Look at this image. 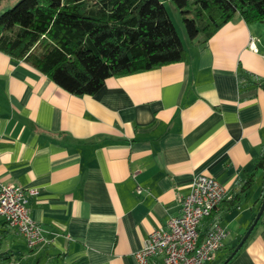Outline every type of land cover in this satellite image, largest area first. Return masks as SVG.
I'll list each match as a JSON object with an SVG mask.
<instances>
[{"label":"crops","instance_id":"obj_1","mask_svg":"<svg viewBox=\"0 0 264 264\" xmlns=\"http://www.w3.org/2000/svg\"><path fill=\"white\" fill-rule=\"evenodd\" d=\"M201 38L183 39V62L84 96L0 51V188L39 191L29 205L48 240L31 249L0 217V264H139L200 174L227 191L200 226L202 237L215 222L227 230L210 264L230 257L264 199L260 170L233 201L264 150V25L237 15ZM227 264H264V216Z\"/></svg>","mask_w":264,"mask_h":264},{"label":"trees","instance_id":"obj_2","mask_svg":"<svg viewBox=\"0 0 264 264\" xmlns=\"http://www.w3.org/2000/svg\"><path fill=\"white\" fill-rule=\"evenodd\" d=\"M171 2L181 10L191 41L199 36L207 41L237 15L247 24H264V0ZM0 51L78 96L96 94L110 77L183 62L188 56L163 0H20L0 15ZM260 170L264 173V150L234 202Z\"/></svg>","mask_w":264,"mask_h":264},{"label":"built area","instance_id":"obj_3","mask_svg":"<svg viewBox=\"0 0 264 264\" xmlns=\"http://www.w3.org/2000/svg\"><path fill=\"white\" fill-rule=\"evenodd\" d=\"M256 37L251 47H255ZM35 188L5 184L0 188V217L17 228L31 249L48 243L42 227L33 217L30 197L38 194ZM226 188L214 177L200 174L192 183L191 191L182 199V213L169 219L166 226L155 229L136 252L139 264H151V259L161 256L165 264H210L223 248L227 230L215 222L202 237L200 226L211 217L226 196Z\"/></svg>","mask_w":264,"mask_h":264},{"label":"rangeland","instance_id":"obj_4","mask_svg":"<svg viewBox=\"0 0 264 264\" xmlns=\"http://www.w3.org/2000/svg\"><path fill=\"white\" fill-rule=\"evenodd\" d=\"M19 1L20 0H0V15L2 12L6 11L7 9L12 8ZM166 6L172 15V18L178 29L179 35L181 36L182 39L185 40V42H187L188 35L186 32V27L183 21L181 10L173 2H166Z\"/></svg>","mask_w":264,"mask_h":264},{"label":"water","instance_id":"obj_5","mask_svg":"<svg viewBox=\"0 0 264 264\" xmlns=\"http://www.w3.org/2000/svg\"><path fill=\"white\" fill-rule=\"evenodd\" d=\"M263 214H264V199H263L262 204L259 208V211L256 214V217H255L253 223L251 224V226L249 227L247 232L244 234L243 238L238 243V245L236 246V248L234 249V251L230 255V257L225 262H223L222 264H227L230 261V259L242 248V246L245 244L246 240L249 238L252 231L254 230V228L256 227V225L258 224L260 219L262 218Z\"/></svg>","mask_w":264,"mask_h":264}]
</instances>
